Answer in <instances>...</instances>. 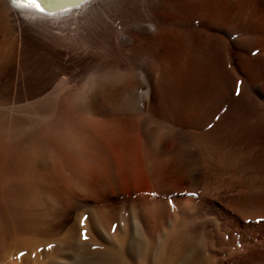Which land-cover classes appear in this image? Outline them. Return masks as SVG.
Here are the masks:
<instances>
[{
  "label": "bare ground",
  "instance_id": "1",
  "mask_svg": "<svg viewBox=\"0 0 264 264\" xmlns=\"http://www.w3.org/2000/svg\"><path fill=\"white\" fill-rule=\"evenodd\" d=\"M179 1L182 2L177 0V3ZM193 1V15L187 24L202 32V9L198 1ZM213 1L206 0L212 12ZM49 2L52 6L42 5L44 11L41 12L17 7L12 0H0V86L5 88L9 80L7 74L15 64L16 73H19L11 83V96L0 93V248L32 243L37 228L43 229L44 213L64 209L66 213L62 216H68L71 208L66 206L68 210L63 205L65 199L60 198L62 192L59 193L54 184L62 166H73L79 174L76 177L80 187L87 186L80 176L87 175L88 179L94 172L100 177H110L114 193L106 195L105 202L98 208L96 203L92 208L81 205L80 213L79 206L78 220L70 225L64 237L56 240L58 247L53 249L55 255L47 264L202 263L203 259L198 256L202 253L199 254L198 237L204 236L205 241L212 244L214 231L219 229V220L212 215L216 191L205 187L198 192V199L182 193L183 190L197 191L195 184L202 180L195 174L200 179L196 180L186 164V135L179 126L169 128L156 119L154 124L149 123L153 115L141 111L151 96L154 83L151 42L171 24L168 12L173 1L75 0L79 6L70 0ZM181 21L179 18L174 23L179 26ZM210 26H206L205 33L211 38ZM33 34L62 47L67 53H80L79 60L84 61L90 71L82 85L77 81L74 82L78 85L71 84L70 78L59 75L57 82L41 95L47 103L44 110L38 91L27 93L28 90L19 87L23 83L19 81L23 76L24 46L28 36ZM128 75L138 77V82H132ZM105 94L127 101L126 106L98 113L93 109L95 101ZM60 95H76L79 100L64 106L56 129L55 123L50 121L53 102ZM133 98H139V110L132 107L130 100ZM71 138L78 139L86 149L103 157L105 167L98 165V158L81 150L75 162L63 157L60 163L53 165L44 162L41 140L58 141L61 151L66 153L75 147ZM27 140L29 143L24 145ZM11 172L20 185L4 188V180ZM137 176H141L146 185L139 194L133 190ZM170 181L180 186V193L159 192V187ZM124 187L129 189L128 195ZM117 200L122 203L119 211L115 206ZM249 215L240 214L242 218ZM256 215L264 226V209ZM80 216L85 219L83 223L79 222ZM191 219L194 223L186 225L185 221L191 222ZM48 223L50 226L49 220ZM80 229L88 230L90 238L79 236Z\"/></svg>",
  "mask_w": 264,
  "mask_h": 264
},
{
  "label": "rangeland",
  "instance_id": "2",
  "mask_svg": "<svg viewBox=\"0 0 264 264\" xmlns=\"http://www.w3.org/2000/svg\"><path fill=\"white\" fill-rule=\"evenodd\" d=\"M172 1L168 12L171 24L163 32L156 34L151 42L152 46L150 45L154 83L151 96L141 111L153 115L154 119L148 120L151 124L156 119L162 125L169 128L179 126L184 131L187 139L186 164L202 180L198 182L200 184H195L197 191L183 190L182 193L198 199L199 193L205 187H212L216 191L212 215L217 216L219 229L214 231L212 244L205 241L204 236L201 239L198 237V242H201L198 243L199 254L202 252L198 256L203 259L199 264H264V226L256 215L264 209V0H215L211 5L213 12L207 6L206 0H195L202 9V32L187 24L193 15L195 2ZM179 18L182 21L178 26L174 21ZM207 25L212 26L211 38L205 33ZM47 42L37 34L28 36L24 46L23 76L22 81H19L23 82L19 87L28 90L27 93L38 91L42 101H46L42 96L49 86L57 82L59 75L70 78L73 81L71 84L82 85L90 73L89 68L84 65L85 62L79 60L80 53H67L62 47ZM16 67L15 64L8 72L9 80L6 81L8 84H5V88L0 86L1 94L11 96V83L15 74H19L16 73ZM128 78L134 83L138 82V77L134 75H128ZM60 96L53 102L50 121L55 123L56 129L64 106L79 100L76 95ZM44 101V105L41 103L43 110L47 107ZM125 103L127 101L110 98L105 94L95 101L93 109L102 113L125 107ZM130 103L134 109L139 110V98L131 99ZM43 126L44 124L41 125ZM53 141L41 140L44 145L41 156L44 155L42 158H46L44 162L47 164L60 163L61 157L75 162L86 151L83 153L100 159H96V162L102 168L106 165L103 157L86 149L76 138H71L75 147L66 153L61 151L58 141ZM28 143L29 140L24 145ZM188 151H191L190 154ZM76 171L73 166H62L54 184L60 190L58 192H62L60 194L63 196L60 198L65 199L62 200L63 205L71 208L69 210L66 207L69 210L66 219L62 216L66 213L64 209L52 214L44 213L42 225L47 229L41 225L42 231L38 227V232L35 231L36 239L32 243L1 247L0 264H47L55 255L53 249H57V241L78 220L79 206L80 213L83 209L81 205L92 208L97 204L98 208L105 202L106 195L114 193L108 175L100 177L93 172V175H88V179L87 175H81L87 186L80 187L77 184L79 174ZM13 176L14 172H11L10 177L4 180V188H17L20 185ZM197 176L196 180L199 179ZM90 187L94 190L91 191ZM145 188L143 178L137 176L133 190L139 194ZM179 189L180 186L170 181L159 187V192L162 190L164 192L160 193L173 195L180 193ZM123 191L128 195L127 187ZM117 201L115 206L120 210L122 203ZM31 209L34 211V208ZM244 212L250 215L242 218L240 214ZM82 218L79 217V222L85 220ZM190 221H185L186 225L194 223L193 219ZM185 223L182 225L188 228ZM48 231L45 235L44 232ZM82 233L90 238L88 230L80 229L79 236L84 238Z\"/></svg>",
  "mask_w": 264,
  "mask_h": 264
},
{
  "label": "snow or ice",
  "instance_id": "3",
  "mask_svg": "<svg viewBox=\"0 0 264 264\" xmlns=\"http://www.w3.org/2000/svg\"><path fill=\"white\" fill-rule=\"evenodd\" d=\"M13 4L16 5L17 7L20 8H35L41 12L44 11V8L42 7V5H47L49 7H51V3L49 2V0H39V2H37V0H24V2H21V0H12ZM70 2L74 3L75 6H79V4H77L75 2V0H70ZM82 2V0H81ZM83 223V221L81 222ZM82 236L86 239L87 236L86 234L82 233ZM49 247H51V245H49Z\"/></svg>",
  "mask_w": 264,
  "mask_h": 264
}]
</instances>
